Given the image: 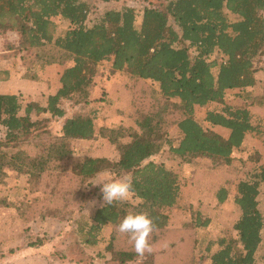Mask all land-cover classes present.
I'll use <instances>...</instances> for the list:
<instances>
[{"label": "trees", "instance_id": "obj_1", "mask_svg": "<svg viewBox=\"0 0 264 264\" xmlns=\"http://www.w3.org/2000/svg\"><path fill=\"white\" fill-rule=\"evenodd\" d=\"M226 11L239 19L231 21ZM90 12L85 0H0V32L13 31L21 37L15 52L23 77L39 81L44 68L63 67L61 87L49 96L46 106L35 109L51 119H66L61 134L51 136L49 119H31L32 104L22 115L17 95L0 94V127L4 129L0 185H8L9 179L28 178L27 194L16 199L1 196L0 209L15 210L24 223L40 217L68 220L86 203L84 187L101 173L130 175L127 189L138 204L118 197L105 202L92 223L79 224L78 220L82 232L88 228L85 242L97 245L100 233L111 225L107 250L121 264L140 256L141 264H193L198 243L193 230L207 227L209 220L196 213L192 228L169 226L163 210L178 204L180 178L152 159L163 154L168 160L192 166L197 159H207L218 170L231 164L234 151L255 131L248 108L227 106L226 94L256 85L254 60L264 56V0H169L164 8L142 10L125 4L88 25ZM58 19L68 23L67 30H60ZM215 53L223 61H211ZM3 57L0 83L11 77L10 70L1 68ZM109 60L111 73H122L132 81L135 127L104 126L97 131L96 111L87 109L97 75H101L98 67ZM62 102L77 110L69 115ZM213 103L223 110L208 112L206 121L227 129V137L204 130L194 117L198 107ZM174 127L180 131L178 141L170 138ZM98 139H107L117 149L118 160L90 156L75 160L74 143ZM28 145L34 154L26 149ZM262 184L264 164L251 181L237 185L235 203L241 216L234 229L239 238L220 240L211 264H256L264 229L257 200ZM227 197V190L221 189L219 204ZM126 220L133 222L123 226ZM122 228L144 237L140 250H116Z\"/></svg>", "mask_w": 264, "mask_h": 264}, {"label": "rangeland", "instance_id": "obj_2", "mask_svg": "<svg viewBox=\"0 0 264 264\" xmlns=\"http://www.w3.org/2000/svg\"><path fill=\"white\" fill-rule=\"evenodd\" d=\"M91 12L88 25L108 10L120 9L127 4L135 6L139 10L145 7L164 8L169 0H85ZM231 21H237L236 15L228 13ZM140 17L137 26H140ZM60 30H67L68 23L58 19ZM20 35L17 32H0V56L1 68L10 70L13 80L5 82L4 91L15 92L22 105V115H25L27 107L32 104L34 109L31 113L33 121L49 119L48 131L51 136L60 135L63 119H51L48 113H39L35 106L47 105L49 96L54 95L61 87L60 76L63 67L49 66L40 73L39 81L27 83L21 81L23 68L20 59L16 55V48L20 45ZM195 56V50H191ZM219 53L211 56L210 60L223 61ZM256 85L247 90H229L226 94V105L238 109L248 108L252 116V124L255 131L248 134L241 149L235 150L232 162L221 169L213 167L212 161L197 159L196 165H186L179 160H168L163 154L153 157L156 163H164L169 169L175 171L180 178L181 197L178 204L173 208L164 209L169 216L171 228H192L196 213H200L203 220H209L205 228L194 229L197 245L194 248L193 264H211L214 253L220 249V240H238V233L234 229L235 224L241 216V211L235 203L237 197V185L242 181H251L253 176L260 171L264 164V56L255 58ZM48 68V69H47ZM112 60L101 64L97 75L100 89L90 99L88 111H96L95 125L97 131L102 127H118L120 125L133 126L135 122L132 116L135 109L132 106V98L129 91H124L120 85L132 86V81L126 75L111 73ZM17 73L19 74L17 76ZM26 80V79H25ZM35 82V81H34ZM150 86L158 88L156 83L147 82ZM1 88V87H0ZM178 102V100H173ZM61 107L70 115L73 110L70 103L62 102ZM87 110H84L86 112ZM223 106L210 104L206 108L198 107L194 117L206 131H211L227 137L229 131L219 126H213L206 121L207 113L210 111L221 112ZM104 118V119H103ZM135 120V119H134ZM4 136V129L0 127V138ZM170 138H180V131L174 127L170 131ZM127 141V140H124ZM26 149L35 153L32 146ZM74 158L76 161L90 156L94 158H106L115 162L119 158L117 149L107 139L97 141H78L74 143ZM28 178L26 176L17 179H9L8 185H0V197L8 196L10 199L22 198L27 194ZM130 175H114L103 172L91 183L84 187L87 200L79 213L68 220L37 218L33 222L24 223L17 218L13 209H0V264H121L113 259V255L107 250L113 235L112 226L103 229L98 236L99 243L90 245L85 242V231H81L79 224L92 223L95 212L105 202L122 197L129 199L134 204L138 200L128 191L127 184ZM226 189L228 197L223 204H219L218 192ZM258 208L264 219V185L259 188ZM29 195V194H28ZM30 196V195H29ZM40 195H32L30 198H40ZM79 220V224L77 221ZM132 220L122 222L123 226H130ZM119 240L116 250H125L129 247L140 250L145 244V239L140 234H130L122 228L119 232ZM133 245V246H132ZM17 259V260H16ZM143 256L125 264H141ZM256 264H264V229L262 231V243L256 256Z\"/></svg>", "mask_w": 264, "mask_h": 264}, {"label": "crops", "instance_id": "obj_3", "mask_svg": "<svg viewBox=\"0 0 264 264\" xmlns=\"http://www.w3.org/2000/svg\"><path fill=\"white\" fill-rule=\"evenodd\" d=\"M19 59H20V56H19ZM20 65H22L21 64V59H20ZM53 66H58V65H53ZM60 67V66H59ZM48 69V68H47ZM11 75H12V72H11ZM19 74L17 73V76H18ZM12 78H14V77H10V79L7 81V82H9V81H11V80H13ZM21 81H24V82H27V83H36V81L34 82V81H30V80H25V79H23V80H21ZM6 81H3V82H1L0 83V94H7V95H17V94H15V92H6V91H4V89H5V86H3V84L5 83ZM121 87H122V89L124 90V91H129L130 90V86L128 87V86H126V85H124V88H123V86L122 85H120ZM100 89V85H99V83L98 82H96V85H95V93H97V91ZM59 90V89H58ZM56 94V93H55ZM129 94H131V98H132V96H133V94H132V91L130 90L129 91ZM53 95V94H52ZM18 96V95H17ZM104 119V118H103ZM99 140V139H98ZM95 141H97V140H95ZM17 260V259H16Z\"/></svg>", "mask_w": 264, "mask_h": 264}]
</instances>
